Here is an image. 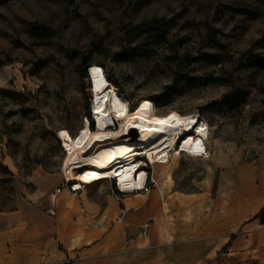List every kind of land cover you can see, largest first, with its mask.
Instances as JSON below:
<instances>
[{"label":"rangeland","instance_id":"1","mask_svg":"<svg viewBox=\"0 0 264 264\" xmlns=\"http://www.w3.org/2000/svg\"><path fill=\"white\" fill-rule=\"evenodd\" d=\"M35 26L43 37L30 34ZM251 55L264 59V0L0 3V232L24 228L20 241L3 232L0 262L10 252L19 264L123 261L57 260L51 236L30 241L32 222L48 229L65 179L59 129L73 134L91 122L88 68L98 64L130 109L149 102L159 113H195L209 128L211 157L180 153L159 187L149 180L148 191L125 198L109 179L84 187L146 213L139 234L148 223L143 239L155 252L130 264H264V223L255 217L264 204V69L247 66ZM158 93L167 104L154 103Z\"/></svg>","mask_w":264,"mask_h":264},{"label":"bare ground","instance_id":"2","mask_svg":"<svg viewBox=\"0 0 264 264\" xmlns=\"http://www.w3.org/2000/svg\"><path fill=\"white\" fill-rule=\"evenodd\" d=\"M89 66L90 103L95 113L93 128L85 119L73 134L66 128L59 129L57 138L63 151L59 170L63 178L91 184L111 177L113 185L117 184L123 192L139 196L148 191V187L143 190L146 170L136 157L146 156L151 163V182L155 187H159L164 178H170L165 168L176 162L180 153L211 157L205 144L208 124L201 120L193 132H186L198 119L197 114L180 113L175 109L159 113L149 102H141L129 111L127 102L106 83L102 67ZM114 120V127H107ZM134 127L138 131L131 134ZM75 189L84 198L85 189L79 186ZM158 233L162 236L163 228H159Z\"/></svg>","mask_w":264,"mask_h":264},{"label":"crops","instance_id":"3","mask_svg":"<svg viewBox=\"0 0 264 264\" xmlns=\"http://www.w3.org/2000/svg\"><path fill=\"white\" fill-rule=\"evenodd\" d=\"M66 192L64 189L57 193L53 192L55 200L51 202L52 210L46 215L49 224L46 231H39V226L34 222L30 225L32 232L30 241L36 242L40 237L51 236L55 242L53 251L57 260L67 255H79L95 261L112 263L119 261L118 258L121 257L123 258L121 264H130L136 257L152 255L155 252L150 240L143 239L146 237L139 234V223L146 217V213H134L132 208L125 205L123 199L129 194L121 199L120 207V203L115 201L109 192L85 190L84 198L80 192L71 194L69 192L68 195ZM18 211L15 210L14 213ZM21 226L13 223L6 231L0 232V240L2 241L3 232L6 236L9 232L11 234L15 232L17 240H23L24 228ZM2 247L0 242V253L4 249ZM16 248L22 250L21 247ZM32 253L31 250L30 254ZM12 254L13 252L6 254L9 256L8 261L5 260V263L1 261L0 264H19L10 258ZM141 264L162 263L160 259L154 258Z\"/></svg>","mask_w":264,"mask_h":264},{"label":"trees","instance_id":"4","mask_svg":"<svg viewBox=\"0 0 264 264\" xmlns=\"http://www.w3.org/2000/svg\"><path fill=\"white\" fill-rule=\"evenodd\" d=\"M6 1H8V0H0V3H4ZM29 32L33 36L43 37L46 31H45V28L43 26H35V27H32L29 30ZM246 64L249 67H255L257 69H264V59L262 57L253 56V55L248 56ZM81 76L82 77L86 76L85 71H83L81 73ZM151 99L157 105H165L169 101L168 98L165 97L164 94H162V93H158V94L154 95L153 97H151ZM255 217H258L260 219V222L264 223V204L260 208L258 214Z\"/></svg>","mask_w":264,"mask_h":264},{"label":"built area","instance_id":"5","mask_svg":"<svg viewBox=\"0 0 264 264\" xmlns=\"http://www.w3.org/2000/svg\"><path fill=\"white\" fill-rule=\"evenodd\" d=\"M136 158L141 163L140 166L143 167L146 170V177H145L144 188H143V190H145L147 188L148 181L151 180V178L149 176V170H148L151 167V163L145 157H143V156L136 157ZM139 172L140 171H138L137 174ZM147 176H148V178H147ZM108 179L110 180L111 183H113V180L111 179V177H108ZM86 185H88V184L85 183L83 180L81 182L74 183V181H68V180L64 179V182H62L60 184V186H57L56 187V189L54 190V193L59 192L63 188H66L69 192L76 193V192L79 191L78 189H75L76 186H79V188H84ZM113 187L116 190L117 194H119V195H127V194H130V193L123 192L121 188L117 187V184H114ZM147 229H148V223H144L141 226L140 235L145 236L147 234Z\"/></svg>","mask_w":264,"mask_h":264},{"label":"water","instance_id":"6","mask_svg":"<svg viewBox=\"0 0 264 264\" xmlns=\"http://www.w3.org/2000/svg\"><path fill=\"white\" fill-rule=\"evenodd\" d=\"M135 131H137L135 128H131V134H135Z\"/></svg>","mask_w":264,"mask_h":264}]
</instances>
